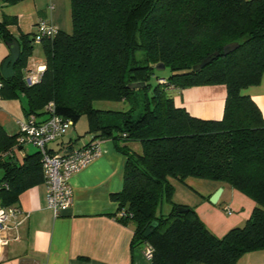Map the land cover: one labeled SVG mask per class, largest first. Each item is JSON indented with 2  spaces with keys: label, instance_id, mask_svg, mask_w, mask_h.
I'll use <instances>...</instances> for the list:
<instances>
[{
  "label": "trees",
  "instance_id": "trees-1",
  "mask_svg": "<svg viewBox=\"0 0 264 264\" xmlns=\"http://www.w3.org/2000/svg\"><path fill=\"white\" fill-rule=\"evenodd\" d=\"M70 3L72 32L58 29L40 40L44 70L32 85L24 76L35 37L13 35L12 18L0 21V39H15L21 49L13 77L0 73L1 97L25 96L24 114L34 117L45 116L52 101L63 118L74 124L84 116L89 132L112 140L126 162L122 188L110 197L122 214L117 219L134 225L131 245L152 247L151 264H237L244 254L264 249V115L246 92L264 76V0ZM230 43L237 46L224 54ZM216 51L207 65L192 70ZM158 63L171 74L151 86L147 80ZM217 84L226 87L218 120L192 116L175 105L169 91ZM96 100L122 101L129 108L97 109ZM18 134L9 135L0 125L2 207L44 181L37 150L22 160L15 157L13 148H22ZM188 177L227 185L251 199L254 206L243 225L218 237L195 207L175 203L172 180L184 183ZM163 201L170 210L157 213ZM151 223L154 228L144 237Z\"/></svg>",
  "mask_w": 264,
  "mask_h": 264
},
{
  "label": "crops",
  "instance_id": "crops-1",
  "mask_svg": "<svg viewBox=\"0 0 264 264\" xmlns=\"http://www.w3.org/2000/svg\"><path fill=\"white\" fill-rule=\"evenodd\" d=\"M49 4L46 13L41 15L39 12L38 17L44 15L43 18L50 19L57 26L59 24L51 19L54 7L50 10ZM43 65L41 63L36 68ZM169 91L175 105L184 107L192 116L218 120L223 115L226 97L223 84L171 88ZM246 92L264 115V76L260 84L249 87ZM3 104L17 113V105L10 99ZM4 114L1 108L0 125L9 135L17 134L19 119H15L12 129V123ZM23 115L24 119V111ZM44 117L36 118L41 120ZM7 125L11 128L10 132L5 129ZM86 127L89 136L82 140L78 148L98 141L101 154L71 177L72 205L55 216L47 206L44 181L23 191L15 203L20 209L15 225L0 231V239L6 240L5 244L0 243V264H151V259L145 256L144 244L131 245L134 225L117 219L118 203L110 197L111 193L122 188L126 157L114 149L112 140L98 139L89 132L88 121ZM80 131L77 128L68 131L59 140L50 143L49 149L62 153L68 148H76L74 142L84 135ZM29 146L14 147L15 157L22 160L25 155L35 153L36 149ZM184 182L200 189L198 197L190 195L191 201L183 199L175 203L195 207L207 228L218 237L232 227L243 225L254 206L251 199L227 185L221 186L223 191L219 200L212 204L209 197L220 187L217 183L205 184L193 177L186 178ZM225 208L231 213H227ZM220 209L231 217L234 211L240 213L226 222L225 213ZM237 264H264V249L244 254Z\"/></svg>",
  "mask_w": 264,
  "mask_h": 264
},
{
  "label": "built area",
  "instance_id": "built-area-1",
  "mask_svg": "<svg viewBox=\"0 0 264 264\" xmlns=\"http://www.w3.org/2000/svg\"><path fill=\"white\" fill-rule=\"evenodd\" d=\"M49 9L53 5L49 4ZM57 27L47 18H39L37 22V33L35 40L51 38L57 33ZM44 70L43 66H38L35 70H29L24 76L25 83L32 85L40 80ZM165 81V79H160ZM3 86L0 78V88ZM1 109V107H0ZM46 115L38 120L34 116H26L17 120L18 137L17 144L24 147L31 145L39 152L40 163L44 175V185L46 190L47 206L53 211L55 216H59L67 211L73 202V187L71 177L96 159L101 154V147L98 141H94L80 148H68L64 152H54L48 145L63 137L73 125L71 119H65L56 113L55 105L51 101L45 107ZM227 213L231 210L225 208ZM20 209L17 205L0 207V231L7 229L16 223V217ZM118 215H122L119 213ZM1 244L6 240L0 239ZM152 247H144L147 259L152 257Z\"/></svg>",
  "mask_w": 264,
  "mask_h": 264
},
{
  "label": "rangeland",
  "instance_id": "rangeland-1",
  "mask_svg": "<svg viewBox=\"0 0 264 264\" xmlns=\"http://www.w3.org/2000/svg\"><path fill=\"white\" fill-rule=\"evenodd\" d=\"M4 0H0V21L3 20V18L9 17L14 19V22L9 26V30L15 35L20 36L22 34H28V36L33 39L35 37V34L37 33V22H38V14H44L47 11V5L51 1V5L54 6V10L51 13V19L53 18L55 22H57L59 27H61L60 30L71 33L73 29L72 25V18H71V3L70 0H23L16 4H5L3 2ZM41 10V11H40ZM43 12V13H42ZM44 16V15H43ZM42 16V18H43ZM56 26V25H55ZM56 26V27H57ZM58 28V27H57ZM9 54V49L5 42H3L0 39V67L2 62L5 60V58ZM139 56L142 55V53L138 52ZM45 61V54L42 47V43L40 41L34 40L32 42V49L31 53L27 58V68H30V70H34L37 65L44 63ZM171 74L170 70L168 68H164L162 70H155L153 74H150L147 83L151 86L156 85L157 83L163 81H160L161 79H166ZM150 95V92L148 93ZM8 99H4L0 95V107L4 110V115L9 119V121L12 123L11 127L12 129L15 127V119H23V110H22V104L27 103L26 97L21 95L18 98L10 99L12 103L17 105L16 111L17 113H14L13 111L8 110L4 106V102ZM93 106L97 109L102 110H112V111H125L129 108V105L126 102L122 101H111V100H96L93 102ZM19 111V112H18ZM87 120L85 117L80 118L78 121L69 128L68 131H73L75 128L80 131V134H84L82 137H79L77 141L74 142V146L78 148L82 144V140L86 139L87 136H89V133H86V127ZM5 129L10 132L11 128L7 125L5 126ZM33 147V146H29ZM35 148V147H33ZM198 181H202L203 183H215L211 180L206 179H198ZM173 192H172V200L174 202H179V200H187L191 201L190 195L195 197H198V191L200 190L196 185H188L187 183H183L180 181H173ZM216 191V190H215ZM214 191V192H215ZM213 192V193H214ZM170 208V204L163 201L159 209L157 210V213H163L166 214L168 209ZM222 210V209H220ZM223 213H225L222 210ZM234 216H227L226 213L224 215L225 221H231V219H234L237 215H239V211H234ZM241 226V225H240Z\"/></svg>",
  "mask_w": 264,
  "mask_h": 264
},
{
  "label": "water",
  "instance_id": "water-1",
  "mask_svg": "<svg viewBox=\"0 0 264 264\" xmlns=\"http://www.w3.org/2000/svg\"><path fill=\"white\" fill-rule=\"evenodd\" d=\"M6 45L9 49V55L5 58V60L2 62L1 64V67H0V73H1V76L4 78V79H8V78H11L13 77L14 75V65L16 64V62L18 61L19 59V56H20V45L19 43L15 40V39H12L10 41H7L6 42ZM235 46H237V43H230L228 45H225L223 47V53L224 54H227L230 50H232ZM219 55V52L216 51L214 52L213 56H206L205 58H203L202 60H200L199 62L195 63L192 65V70L193 71H197L201 68H203L205 65H207L214 57L218 56ZM165 66L162 64V63H158L156 66H155V69L156 70H162L164 69ZM131 87H140L142 86L141 83H133L130 85ZM223 191V187H218L216 189V191L209 197V201L212 203V204H215L217 203V201L219 200V197L221 195ZM182 209H179V211H181ZM154 228V224L151 223L144 231L143 233V236L146 237L148 236L151 231L153 230Z\"/></svg>",
  "mask_w": 264,
  "mask_h": 264
}]
</instances>
